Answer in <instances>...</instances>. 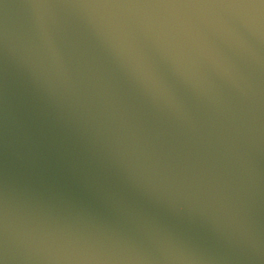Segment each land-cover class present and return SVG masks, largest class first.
<instances>
[{"label":"water","instance_id":"obj_1","mask_svg":"<svg viewBox=\"0 0 264 264\" xmlns=\"http://www.w3.org/2000/svg\"><path fill=\"white\" fill-rule=\"evenodd\" d=\"M0 264H264V0H0Z\"/></svg>","mask_w":264,"mask_h":264}]
</instances>
